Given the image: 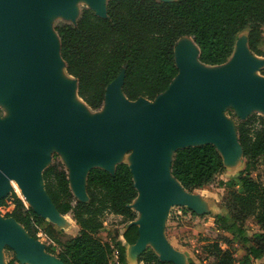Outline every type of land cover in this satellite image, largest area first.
<instances>
[{"label":"water","instance_id":"water-1","mask_svg":"<svg viewBox=\"0 0 264 264\" xmlns=\"http://www.w3.org/2000/svg\"><path fill=\"white\" fill-rule=\"evenodd\" d=\"M74 1L0 0V96L15 111L13 118L0 119V199L6 198L11 189L6 187V177L13 178L32 202L29 207L39 215L45 219L61 215L46 194L42 179L43 169L52 161L51 158L47 163V148L51 146L69 152L71 176L58 157L77 199L86 197L89 169L100 167L113 172L117 163L125 162L133 175L136 198L141 192L140 201L134 204L135 198L130 204L138 215L127 225H137L138 238L129 244L133 245L131 254L135 260H126L127 263H138L137 255L149 246L161 260L178 264L163 233L166 213L173 205L198 209L189 191L171 174L173 153L178 148L209 142L217 147L225 168L242 156L235 120L223 118L218 109L232 102L239 111V116H234L238 119L258 112L250 105L264 104V81L252 78L251 74L257 72L264 77L260 74L264 60L252 59L246 42L247 31H243L226 62L206 64L212 70L202 69L195 64L192 51V46H196V58L201 62L198 46L192 38L190 43H179L185 37L182 36L174 48L178 72L164 92L153 100L144 97L129 100L121 90L120 73L105 89L101 108L107 100V118L98 113L83 114L67 100L73 88L78 96L76 79L70 75L71 81L67 83L55 82L51 75L56 65L68 73L60 56L54 25L51 29L48 26V14L51 10L58 11L72 16L74 20L67 22L74 23L80 11L74 10ZM89 2L86 6L97 15L106 14L107 0ZM47 31L56 38L57 61L52 56L54 46ZM219 66L224 68H215ZM174 80L176 87L168 103L162 94ZM87 107L94 112L101 109ZM226 120L232 122V131L224 126ZM128 150H132V163L114 162L115 155ZM91 157L99 158L105 166L90 165ZM42 160L46 161L40 170L44 195L36 188V166ZM46 204L52 206L53 215L46 213ZM6 219L21 225L10 217ZM22 229L25 234L8 226L5 219L0 220V251L3 246L9 247L21 264H64Z\"/></svg>","mask_w":264,"mask_h":264},{"label":"trees","instance_id":"trees-1","mask_svg":"<svg viewBox=\"0 0 264 264\" xmlns=\"http://www.w3.org/2000/svg\"><path fill=\"white\" fill-rule=\"evenodd\" d=\"M54 30L66 72L76 79L78 96L91 109L98 110L107 85L120 73L121 90L129 100L139 97L153 100L164 92L178 72L174 48L182 36L192 38L199 48V60L205 64L226 62L243 31H247L248 48L259 52L264 0H107L104 16L83 5L74 23L58 20ZM260 74L264 75V65ZM231 118L235 120L244 165L224 183L219 196L222 210L214 214L216 228L230 237L221 235L211 240L202 247L205 257L198 258L205 264H209L205 258H211L210 264H235L228 247L232 241H240L246 245L242 264H248L250 258L264 264V184L250 175L258 164L264 173V117L253 111L244 119ZM65 167L58 155L53 154L42 171V179L55 209L61 215H69L77 225L76 234L49 223L27 207L13 190V207L5 217L20 223L35 239L39 232L45 234L50 241L44 245L45 250L64 264H110L115 250L119 263L128 264L123 241L136 242V224L125 226L112 242L99 237L108 213L120 215L126 222L136 219V211L130 204L137 190L128 164L117 163L113 172L100 167L89 169L84 199L73 195ZM170 170L181 186L191 192L213 184L225 166L217 147L206 142L176 149ZM0 206H7L5 198L0 199ZM180 208L183 213L187 210ZM250 216L260 231L254 239L244 226ZM220 241L227 248L223 249ZM5 249L10 250L7 246ZM137 262L174 264L161 260L149 246L137 255ZM8 263L18 262L13 255ZM189 263L194 264L191 259Z\"/></svg>","mask_w":264,"mask_h":264},{"label":"rangeland","instance_id":"rangeland-1","mask_svg":"<svg viewBox=\"0 0 264 264\" xmlns=\"http://www.w3.org/2000/svg\"><path fill=\"white\" fill-rule=\"evenodd\" d=\"M89 0H75L73 3V8L77 12L82 5H87ZM58 20H63V21H73L74 18L72 16H65L62 13L51 10L48 14V26L51 29L53 25L55 24L56 21ZM50 32V31H49ZM51 33V32H50ZM53 41H55V37L52 36ZM186 41L188 43L191 42V37H182L179 41V43ZM258 51L257 53L252 52L249 49V54L252 57V59L256 61H263L264 60V30H263V39L262 41L258 44ZM194 51V50H192ZM55 58V61H57V55L53 56ZM197 63V62H196ZM199 65V64H197ZM200 66V65H199ZM202 69H208L212 70V66H200ZM216 69H221L224 68V66H219L215 67ZM52 79L55 82H63L67 83L71 81L70 75L66 74L64 69H62L61 66H55L52 71H51ZM253 78H257L260 80L262 79L261 75H258L257 72H254L252 74ZM177 83V81H175ZM175 85V84H174ZM173 88L171 87L170 90H168L166 93L162 94V97L170 102V94L173 92ZM68 102L77 110H80L83 114H88L90 116H94L100 114L102 117L107 118L108 111H109V104L108 101L106 100L104 106L98 111L94 112L90 110L86 104L75 94L74 88L70 92L68 98ZM257 103H254L251 105V108L257 109L260 111L258 108ZM253 109L251 111H253ZM221 116L225 119H230L231 116H239V111L237 110L236 106L232 102H227L225 105H223L220 109H218ZM261 110L264 111V108L261 106ZM261 112V111H260ZM263 113V112H261ZM15 115L14 107L9 103L7 100L3 99L0 96V119L5 118V117H10L13 118ZM224 126L228 129H231L232 131V122H229L226 120L224 123ZM132 150H128L126 153L121 152L118 153L115 158L114 162L118 160H123L128 163L132 162V155H130ZM57 154L65 164L68 175L71 176V160H70V155L69 152L65 149H59L56 146H51L47 148V157L48 161L47 163L50 162L52 155ZM93 160H98L97 157H94ZM41 164L45 165L46 161H40ZM100 164V163H99ZM98 164V165H99ZM244 165V158L241 156L236 162L231 163L228 165L227 168H225L224 172H222L220 175L216 176L211 190L213 191L216 188H223L225 187L224 183H228L229 179L232 177H235L237 173L239 172L240 169L243 168ZM101 166V164H100ZM250 175L254 178L259 179L263 184H264V173L261 164H258L257 168L255 170L250 171ZM18 183L15 179L11 178L10 183H11V189L5 198V201L7 203V206H0V220L5 219V222L9 224L10 219H6L5 213L9 210L12 209L13 205L11 204L12 197H11V192L12 190L17 194V192L14 190V185L12 182ZM228 186V185H227ZM231 188V186L229 187ZM212 191L210 192H204L206 195H211L214 197ZM223 193V192H222ZM18 196V194H17ZM25 205L29 206L32 204L30 199L27 197V201L25 202L24 199L19 196ZM135 204V203H134ZM181 206H170L168 208V211L166 213L165 219H164V229H165V234H167V237L175 244L177 245L178 243L187 246L191 251L196 253L199 257L203 258L205 257L206 253H204L202 247L209 243L211 240L216 239L217 237H221V235H228L226 232H222L216 228L215 224H209V216H194L191 215L189 212H186L185 214L183 211H181ZM222 210V209H220ZM46 213L49 215H53L54 211L52 210H46ZM138 215V212H137ZM46 219L49 223L57 227L58 229L63 228V231L66 233H70L72 235L77 233L78 227L73 221V219L69 215H60V216H55V217H50L46 216ZM128 222H126L122 216L120 215H115L108 213L105 215V220L103 223V228L99 232V237L107 242H112L114 238H116L119 233L122 231V229L127 225ZM244 226L246 228L247 234L249 237L252 239L256 238L259 236L260 231L255 223V220L252 216L248 217L245 222ZM37 240L45 245L48 244L50 241L46 237L45 234L39 232L37 234ZM121 238V236H119ZM220 245L223 249L227 248L224 243L220 241ZM6 246H3L1 251H0V264H9L8 260L12 259L13 255L15 256L13 250H7L5 249ZM228 249L231 251L233 254L235 264H242V261L246 255V245L243 244L240 241H232V243L229 245ZM54 255V253H51ZM133 255V254H131ZM196 258V257H195ZM206 263L208 262L210 264L211 258H205ZM18 262V261H17ZM261 260H257L254 258H250V262L248 264H261ZM14 264H21V263H14ZM110 264H120L118 259H117V251L115 250L113 253V256L111 258ZM133 264H137L136 262Z\"/></svg>","mask_w":264,"mask_h":264},{"label":"crops","instance_id":"crops-1","mask_svg":"<svg viewBox=\"0 0 264 264\" xmlns=\"http://www.w3.org/2000/svg\"><path fill=\"white\" fill-rule=\"evenodd\" d=\"M211 188H212V184L209 186L202 187V188H196L193 191L188 192L192 196L195 202V208L198 209V211L194 210L193 208H190L188 205H184L181 207L186 208L187 209L186 212H189L191 215H194V216L203 217L205 215H208L210 218L209 224H215L214 214L220 212L221 211L220 209H222L219 196L222 193L223 188H216V190L214 189L213 191L211 190ZM210 191H212L214 197H212L211 195H206L204 193V192H210ZM186 212H184V214ZM163 233H164V237L166 238L170 246L169 247L170 252L178 264H190L189 263L190 259L193 261L194 264H205L204 261H201L198 258V255L196 253L194 254V252L191 251L187 246L182 245L180 243L175 245L167 237V234H165L164 226H163ZM123 244H124L125 259L130 262L134 261L135 255L134 256L131 255V253L133 252V245H129L128 243L124 241H123Z\"/></svg>","mask_w":264,"mask_h":264},{"label":"bare ground","instance_id":"bare-ground-1","mask_svg":"<svg viewBox=\"0 0 264 264\" xmlns=\"http://www.w3.org/2000/svg\"><path fill=\"white\" fill-rule=\"evenodd\" d=\"M48 32V35L50 36V40H51V42H52V44H53V46H54V48L52 49V56H54V55H57V52H56V38H55V41H53V39H52V37H51V33L49 32V31H47ZM192 49L194 50V61H195V64L197 65V64H199L200 66H205L206 64H204V63H201V62H199L198 61V59L196 58V55H197V49H196V47L193 45L192 46ZM58 56V55H57ZM197 62V63H196ZM199 65H197V66H199ZM199 66V67H200ZM201 68V67H200ZM254 73V72H253ZM252 73V74H253ZM252 74H251V77H252ZM262 77V76H261ZM253 78V77H252ZM262 79H264V77H262ZM175 81H177V80H174L173 81V83L171 84V86H170V89H171V87L173 88V89H175V87H176V83H175ZM262 81H264V80H262ZM175 84V85H174ZM169 89V90H170ZM174 91V90H173ZM167 92V91H166ZM165 92V93H166ZM164 94V93H163ZM78 97V96H77ZM254 103H257V105H258V109L261 111V112H263L262 114H263V116H264V111H262L261 110V106L264 108V104H262V103H260V102H252V104H254ZM251 104V105H252ZM251 105H250V107H251ZM257 110V109H256ZM79 112H81L80 110H78ZM258 111V110H257ZM260 111H258V112H260ZM260 112V113H261ZM82 113V112H81ZM167 154H168V156H170V153L169 152H167ZM116 156V155H115ZM115 156H114V158H115ZM94 159V157H91L90 159H89V164L90 165H97V166H100V164H101V166H105L104 165V163L98 158V160H93ZM100 163V164H99ZM132 163V162H131ZM99 164V165H98ZM130 164V163H129ZM65 165V164H64ZM44 165L43 164H41V163H39L37 166H36V188H37V190H38V192L39 193H41V194H43L44 195V191H43V187H42V181H41V178H40V170H41V168L43 167ZM10 180H11V178H8V177H6V187H8V186H10L11 185V183H10ZM12 182V181H11ZM12 184L14 185V190L17 192V194H18V196H21L23 199H24V201L26 202L28 199H27V196L23 193V191H22V189H21V187L19 186V184L18 183H16L15 181L14 182H12ZM140 195H141V192H139V194H138V197L136 198V200H135V202L134 203H137V202H139L140 201ZM46 210H53L52 209V206L50 205V204H46ZM54 211V210H53ZM140 218H141V215H140ZM7 221H9V224H7L8 226H10L11 228H13V229H15L16 231H18V232H21V233H24V231H23V229H22V227H21V225H19V224H17V223H15L13 220H7ZM25 234V233H24Z\"/></svg>","mask_w":264,"mask_h":264}]
</instances>
